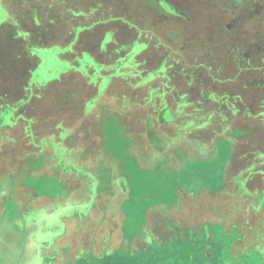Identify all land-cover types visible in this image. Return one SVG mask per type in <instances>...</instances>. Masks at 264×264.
<instances>
[{"label": "rangeland", "instance_id": "1", "mask_svg": "<svg viewBox=\"0 0 264 264\" xmlns=\"http://www.w3.org/2000/svg\"><path fill=\"white\" fill-rule=\"evenodd\" d=\"M2 3L11 21L0 24V106L22 104L13 113L14 123L8 121L11 109L4 118L9 129H0V215L5 205L6 215L14 221L16 206L27 203L29 221L54 227L59 235L66 227L63 216L74 221L77 214L73 230L75 223H82L81 213L84 218L92 213L96 222L106 213L113 224L110 235L116 238L120 229L114 231L113 226L125 225L120 222L125 213L134 217L142 213L143 248L154 249L153 259L173 250L159 245L175 239V235L170 239L172 225L183 228L180 236L184 231L195 234L194 258L187 260L188 252L182 250L162 264H264V0H0V9ZM1 18L6 19L0 12ZM84 26L88 29L67 51ZM137 29L145 31L139 41L149 43L136 58L140 70L152 71L159 64L164 51L156 45L165 44L177 50L176 72L155 78L151 74L144 85L130 74L99 83V74L115 73L111 51L124 52L120 48L138 36ZM19 31L27 33L25 39L16 35ZM105 32H113L117 43L108 44L98 56L95 44ZM33 44L47 60L41 69L29 54ZM47 48L52 50H43ZM85 52L96 60L87 57L79 65L76 60ZM101 64L110 69L103 71ZM31 74L37 76V85H30ZM162 83L167 86L161 88ZM208 92L218 101L205 102L202 95ZM224 95L235 109L248 108L251 116L229 112L221 116L218 103ZM183 96L188 106L169 123ZM216 109L209 135V130L197 126ZM194 110L200 112L196 115ZM191 120L195 126H187ZM42 142L74 149L65 157L66 173L59 163L54 166L53 152L46 144L41 147ZM51 176L70 194L65 203L53 202L52 213L44 207L33 209L44 205L39 193L56 194L59 185L47 180ZM237 231L244 239L238 247ZM0 234L6 235V230L0 229ZM210 234L217 252L207 253L203 260L201 241ZM71 236V241L79 239V230L71 231ZM125 236L131 243L137 237ZM249 241L255 245H246ZM134 243L141 247L139 241ZM105 250L108 261L127 258L124 249L113 255L108 246ZM140 253L131 264H155L141 262ZM7 256L3 248L0 264L7 263ZM102 258L95 259L100 264ZM35 261L29 260L44 264Z\"/></svg>", "mask_w": 264, "mask_h": 264}, {"label": "trees", "instance_id": "2", "mask_svg": "<svg viewBox=\"0 0 264 264\" xmlns=\"http://www.w3.org/2000/svg\"><path fill=\"white\" fill-rule=\"evenodd\" d=\"M160 4H162V7L164 8V9H166L167 11H171V13H173V9L171 8V6L169 5V4H167V3H165V2H161ZM2 5V7H3V9H2V11H1V9H0V12L2 13V14H4V16H5V18L6 19H3V18H1L0 19V24H2V23H4V22H7V21H11V16L8 14V11H7V9L5 8V6H4V4L2 3L1 4ZM92 12L94 11H96V9H92L91 10ZM100 23L101 24H106V23H108V21H100ZM13 25H15V23H12ZM93 25H95V24H92V26ZM81 30H77L76 31V33H75V35L76 36H74V38H73V41L74 42H72V44L71 45H69L68 46V44H66L67 46H68V48H67V51H72L73 50V44H75V42H77L80 38L78 37V34L79 33H82L83 31L82 30H86V29H88V27H82V28H80ZM101 31H104L103 29L101 30ZM136 32H137V35L138 36H136V38L135 39H133V40H131L132 42L130 43V44H127V45H124V46H122L120 49L122 50V51H124V52H122V53H119V52H117V51H119V50H116L114 53H113V51H111V56H112V67L115 69L114 71H115V73H114V75H108V74H99V76H98V82L100 83V81H102V80H107L108 79V82H112L113 80L111 79V78H114L115 76H117V78H119L120 79V76H123L124 74H130L131 76H129V77H132L133 79L135 78V79H137L138 80V85H144V84H146V83H148V81H149V78L151 77L150 75L152 74L153 75V78H155V77H158L159 75H161L162 74V76L163 77H166V72L167 71H169V70H174V72H176V66H177V62H178V60L176 59V58H174L175 57V55H178L177 54V50H175L174 48H171V47H169L168 45H165V44H160L161 46H158V45H156L157 47H162L163 48V58H162V60L159 62V64L152 70V71H146L145 73H143L142 72V70H140V68L139 67H141L140 65H141V63L138 61V60H136V58H137V56L141 53V52H143V51H145V49L148 47V45H149V43L148 42H145V41H139L140 40V36H141V33L143 32V33H145V31H142V30H136ZM18 37H22V39H25L26 38V36H27V33H25V31H19V32H17V34H16ZM100 38V40H99V42L98 43H96L95 45H96V49L94 48V50H95V52H96V55H98V56H100L102 53H100V51L101 50H104L105 52H106V49H107V46H109L108 44H111V45H116V41H115V34L113 33V32H105V33H103L102 34V36L101 37H99ZM85 39V38H84ZM92 39V38H91ZM84 41L85 40H83V39H81V42L80 43H82V44H84ZM90 43H91V41H90ZM87 44H88V42H87ZM73 45V46H72ZM66 46V47H67ZM72 46V47H71ZM34 47V48H33ZM65 47V48H66ZM112 49H113V46H110ZM116 47V46H115ZM33 49H34V52H33ZM39 50H42V49H39ZM43 50H45V51H50V50H52V49H43ZM29 54H30V56L32 55V56H35V58L39 61V65H38V69H41V67H42V65L43 64H46V61L47 60H44V57H42L41 56V54H39L38 55V53H37V51H36V47L34 46V44L32 45V47L31 48H29ZM33 52V53H32ZM94 52V53H95ZM134 52H136V53H134ZM89 58V59H91V60H96V56H94V55H92L91 53H89V52H85V53H83L82 54V56L78 59V60H76L77 62H78V64L80 65V63L81 62H83V60H85L86 58ZM59 59V58H58ZM62 60V59H61ZM64 61V60H63ZM181 61V60H180ZM68 63H70V67H71V69H74L75 68V66L73 65V64H71V62H67V64ZM84 66H86V69L88 70L89 69V66H87L86 64L84 65ZM111 67V68H112ZM130 67H133V69H130ZM90 68H92V67H90ZM100 68L102 69V68H104L103 69V71L105 70V72H107L109 69H110V67H107V66H105V65H103V64H101L100 65ZM78 69V68H77ZM93 69V68H92ZM163 69V71L164 72H162L161 70ZM183 69H185V67L184 68H182L181 70H180V72L179 73H181L182 71H184ZM96 70V67H95V69H93V71H95ZM119 72V73H118ZM192 74V73H191ZM185 77L186 76H188V75H186L185 73L183 74ZM162 77V78H163ZM188 78H190V76H188ZM167 79V78H166ZM153 80V79H152ZM150 82V81H149ZM188 83H191V82H188ZM37 85V76H34L33 77V75L31 74L30 75V85ZM162 86H161V88L162 87H166L167 85L166 84H164V83H162L161 84ZM153 91V90H152ZM155 91H153V93H154ZM165 92H163V94H164ZM207 93V92H206ZM208 93H210V94H208V96L206 97V96H203L202 95V98H203V100L206 102V101H213V102H217L218 100L215 98L216 96V94L215 93H213V92H208ZM223 98H224V101H222V98H220L221 99V101H220V103H218V107L220 108V115L222 116L223 114H225V112H229L230 114H231V116L233 115V114H239V113H241L242 115H250L251 116V113L249 112V110H248V108H246L245 110H243V111H239V109L237 108V109H235V105H234V102L233 103H228L227 102V99L229 98L228 96H226V95H224L223 96ZM179 99H181L182 100V102L181 103H179V104H177L176 105V108H175V111H174V113H172L171 112V114H173V116H172V118H171V120L169 121V123H171L174 119H176L177 117H179L183 112V107H185V106H188V104L187 103H185V102H183V100H184V96L183 97H179ZM231 99L233 100H236L235 98H232L231 97ZM261 103H264V101L263 102H261ZM22 103L21 102H19L18 103V105H16L15 107L14 106H11L10 104H4L3 106H0V129L1 130H4L5 129V127L6 128H8L9 129V127L7 126V124L6 123H4V118L7 116V114H8V112H9V110L10 111H12L11 112V116H10V118L8 119V121L10 122V123H14V120H13V113L15 112V110H18L19 108H20V105H21ZM223 105H224V109H223ZM244 105V104H243ZM14 107V108H13ZM245 107H247L246 105H245ZM262 107H264V106H262ZM195 112H193V113H195L196 115L200 112V110H194ZM212 110H209L208 111V113H209V116H207V119H205V117H206V115H205V117H203V119H205V120H203V122L202 123H200L197 127H198V129H201V128H203V129H207V130H209V132H208V134L210 135L211 133H213V130H212V124H213V117H214V115H215V113L218 111L217 109L216 110H213V113H212V115H210V112H211ZM2 114L4 115L3 117H2ZM214 114V115H213ZM262 114L264 115V112H262ZM190 115V114H189ZM194 116V115H193ZM213 116V117H212ZM198 117H202V116H198ZM28 123V126H27V128L28 129H26V130H28V132L30 131V128H29V125H30V121H28L27 122ZM188 123H190L191 125H188ZM187 123V126H195V122L193 121V120H191L190 122H188ZM25 130V131H26ZM4 134L5 135H7L8 134V130L6 129L5 130V132H4ZM45 144L47 145V146H50V148H51V150H52V152H53V155H54V157H55V167H59V166H61V169L62 170H64V172L66 173L67 172V170L69 169H63V168H65V167H68V162H67V160H65V157H67V156H69L70 155V153L71 152H73L74 151V149H71V150H67V149H65V148H62V147H59V145L58 144H56V143H53V142H42L41 143V147L44 145L45 146ZM43 146V147H44ZM158 146V145H157ZM160 146H158L157 148H159ZM62 149L64 150L63 152H62ZM42 151H43V148L41 149ZM39 153H41V152H39ZM58 153H62V154H60V156H58V157H56L57 156V154ZM67 155V156H66ZM60 159H61V161H60ZM58 163H59V166H58ZM38 164V163H37ZM36 164V165H37ZM63 167V168H62ZM70 167V166H69ZM61 170V171H62ZM72 171V170H71ZM74 171V170H73ZM258 172H263V171H259L258 170ZM263 177H264V175H263ZM264 179V178H263ZM47 180H49V181H54L55 182V184L56 185H59V187H58V189L56 188L55 190H56V194H54V193H46V191H44V192H42V193H39V194H41V195H43V196H46V197H52V198H60V197H62L63 195H64V190H63V182L62 181H60L58 178H56L55 176H51V177H49ZM62 183V184H61ZM29 187H31V186H29ZM61 189V192L60 191H58V190H60ZM69 190V189H68ZM38 193H37V195H39ZM261 209H263V214H264V204H262L261 205ZM141 214V215H140ZM124 221H125V225L124 226H122V229H123V233H124V235H127V236H129L130 238H132L133 236H137L139 239H140V242L143 244V246H145V244H146V242H145V239H144V237H142L143 235H141V234H143V224H144V220H145V218H144V216H143V214L142 213H137V215L134 217V215H133V213L132 212H130V214H127V213H125L124 215ZM139 216H141V220L140 219H138V217ZM181 229H183V228H180V227H177V226H173V233H172V235H171V237L172 236H174V240H173V238H172V240H171V242L170 243H167V241L166 242H164L163 243V241L161 242V243H159V245H160V247H169V246H172V248H173V250L172 251H166L165 252V254L164 255H162L161 257H159V258H161V259H158V260H156V259H153V255H155L156 253H155V251H154V249H152V250H148V252L146 251V252H142V253H140V256L142 257L141 259H140V261L141 262H143V260H149V261H152V262H155V264L157 263V264H162V262L163 261H168L170 258H172L173 256H176L177 255V253H181L182 252V250H184V251H187L188 253H186L187 255H185V257H186V259L188 260V259H192V258H194L193 256H196L197 254H195L196 253V251L194 250V245L197 243V242H195V234H186L185 233V231H184V234L185 235H182V236H180V235H178L182 230ZM141 235V237H139ZM211 236V235H210ZM209 236V238L208 237H204L203 238V241H201V243H202V249H201V251H202V253L201 252H199V253H201L202 254V256H203V260H206L207 258H206V254L207 253H212V251L213 250H215L216 248H217V246H218V244H214V243H212V242H210V241H213V239H212V237H210ZM171 239V238H170ZM183 242V243H182ZM214 242V241H213ZM170 244V245H169ZM150 246V245H149ZM174 247L175 248H177V250H174ZM213 249V250H212ZM212 250V251H211ZM190 253L192 254L191 255V257H190ZM157 255V254H156ZM158 257V256H157ZM107 259V258H106ZM125 260L123 261V262H125V261H127V259H130V256L129 255H127V258H126V256H125V258H124ZM108 260V259H107ZM203 260H196L195 262H202ZM110 261H114L112 264H126V263H121L120 261H119V258H117V257H112L111 258V260ZM206 262V261H205ZM168 263V262H167ZM128 264H130V263H128ZM153 264V263H152Z\"/></svg>", "mask_w": 264, "mask_h": 264}, {"label": "crops", "instance_id": "3", "mask_svg": "<svg viewBox=\"0 0 264 264\" xmlns=\"http://www.w3.org/2000/svg\"><path fill=\"white\" fill-rule=\"evenodd\" d=\"M62 185H63V190H64V195L62 197L52 198V197L42 196L43 198H45L43 202L44 205L43 206L37 205V207L33 209L38 210L39 207H44L45 209H48L50 213H52L56 209V208L52 209L53 202L54 203H57L59 201L63 202L64 198L67 197V194H70L67 186L64 183ZM29 191L34 193V191L32 190H29ZM64 203H65V200H64ZM20 205L16 206L17 213L14 216V219H13L14 221H12V219H9L10 214L6 215V211L4 208L5 205L3 207V211L1 212V215H0L1 228L0 229L2 230L5 229L7 233L4 237L0 238V246H2L3 248L7 249L8 247L10 248L12 246L11 244H12V239L14 238V236L19 237V239L17 238L18 243L21 244L22 242L23 244H25L26 247L30 249L31 254L32 252L34 253L36 251V248L39 245L46 244L49 248L50 253L47 251L44 252L45 258L43 257L44 258L43 261H45V263L47 264H99L98 260L95 258L97 257L99 259V258H102L103 256L104 258L99 260L100 264H110V261L106 259V252L108 251L106 250L104 251L106 246L110 248L111 252L110 251L109 252L112 253V255L119 252L121 249H124V253L126 255L130 256L131 254L130 259L135 258L138 253L140 252L142 253L146 251V249L143 248V244L140 242V239L138 237H135V239H133V242H132L133 245L131 241H125L123 239L126 236L123 233L122 225L117 226L116 224H114L113 230L116 231V228L118 227L120 229V231L118 230V233L119 232L120 233L118 237L116 238L112 237L113 235H110L112 234L111 233L112 228L111 229L109 228L112 227L113 224L110 225V222H109V219L107 218L106 213H105V217L103 218L102 216L101 218L99 216L97 218L98 219L97 222L95 221L96 219L90 218L92 213L89 218H84L81 213L80 217L82 218V223H75L77 224V226L73 230H71L72 229L71 225L74 224L73 222L78 221L77 214L74 215L76 217L74 218V221H72V218L63 216L61 220L64 222L66 227L62 232L59 231V235H57L56 233H54V227H49L45 224L38 225L37 221L35 220H32L33 223L32 221H29L26 215V213L28 214L29 209H30L29 207L27 208L28 204L25 203L21 206ZM61 205H64V204L61 203ZM109 209H113V208L109 207ZM113 214L114 212H111L110 214L111 217L113 216ZM50 217H53V216H50ZM110 220H113V218ZM123 221H124V216L120 222H123ZM107 222H109L108 226L105 225L107 224ZM82 229H85V230L83 231ZM77 230H79L80 238L75 241H71V239L73 238V236H71V231H77ZM236 230L237 228H235V231ZM230 231H233V229L230 228ZM60 233H63V235H60ZM142 235L144 236V234ZM210 235H211L210 237H212L213 239L212 234ZM112 239L113 241L111 242ZM125 239L127 240L128 238H125ZM240 239L244 240L241 234L239 233V236L236 240L237 247L239 246L238 241H240ZM137 241H139L141 245V247L139 248H137V245L134 243ZM252 243L253 241H249L246 243V245H249V244L252 245ZM233 244H235V241ZM95 248L100 249L99 251L100 253L97 252ZM213 251L215 253L217 252L216 250H213ZM54 256H56V258H54ZM80 258H81V261H79ZM217 258H220V257H217ZM30 259L39 261L40 260L39 254H35L33 256V259L30 256L28 259V264H29ZM55 259H57L56 263H54ZM130 259L127 260L126 262L131 264ZM119 261L122 263L124 260L119 258Z\"/></svg>", "mask_w": 264, "mask_h": 264}, {"label": "flooded vegetation", "instance_id": "4", "mask_svg": "<svg viewBox=\"0 0 264 264\" xmlns=\"http://www.w3.org/2000/svg\"><path fill=\"white\" fill-rule=\"evenodd\" d=\"M238 1L239 0H236V3H238ZM157 146V145H156ZM172 226H174V225H172ZM20 234V233H19ZM0 236L1 237H4L5 236V234H0ZM19 239V237L18 236H14V238L12 239V243H14L15 244V247L14 248H12V247H8L7 249L5 248V252H6V250H7V252H8V260H7V263L6 264H12V262H13V264H28V259H29V257L31 256L32 257V259H33V256L35 255V254H39V258H40V260H44V258H45V256H44V252H49L50 253V251H49V248H48V246L46 245V244H42V245H39L37 248H36V251L33 253L32 252V254L30 253V249H28L27 247H26V245L25 244H23L22 242H21V244L20 243H18V239ZM170 238H171V236H170ZM15 239H17V240H15ZM2 249H3V247L2 246H0V253L2 252ZM9 249V250H8ZM9 252H11L12 253V255H11V257H10V255H9ZM3 255V254H2ZM30 255V256H29ZM44 257V258H43ZM54 258H56V256H54ZM56 261H57V259H55L54 260V263H56ZM35 262H39V261H35ZM31 262H29V264H30ZM44 264H47V263H45V261H44Z\"/></svg>", "mask_w": 264, "mask_h": 264}]
</instances>
